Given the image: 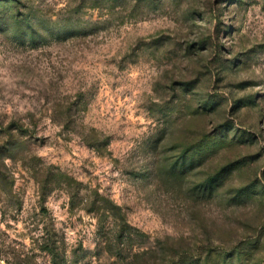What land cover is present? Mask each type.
<instances>
[{
    "label": "rangeland",
    "instance_id": "1",
    "mask_svg": "<svg viewBox=\"0 0 264 264\" xmlns=\"http://www.w3.org/2000/svg\"><path fill=\"white\" fill-rule=\"evenodd\" d=\"M0 264H264V0H0Z\"/></svg>",
    "mask_w": 264,
    "mask_h": 264
},
{
    "label": "trees",
    "instance_id": "2",
    "mask_svg": "<svg viewBox=\"0 0 264 264\" xmlns=\"http://www.w3.org/2000/svg\"><path fill=\"white\" fill-rule=\"evenodd\" d=\"M6 1H7V2H16L17 0H6ZM8 133H9V132H8ZM8 135H9V137H10V136H11V137L13 136V135L10 134V133H9ZM13 137H14V136H13Z\"/></svg>",
    "mask_w": 264,
    "mask_h": 264
}]
</instances>
